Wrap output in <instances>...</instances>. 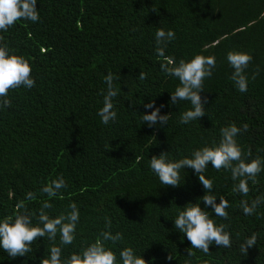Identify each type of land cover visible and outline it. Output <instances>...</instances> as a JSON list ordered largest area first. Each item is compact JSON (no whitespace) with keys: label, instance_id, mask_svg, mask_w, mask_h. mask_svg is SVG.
Returning <instances> with one entry per match:
<instances>
[{"label":"trees","instance_id":"1","mask_svg":"<svg viewBox=\"0 0 264 264\" xmlns=\"http://www.w3.org/2000/svg\"><path fill=\"white\" fill-rule=\"evenodd\" d=\"M37 11V22L20 20L0 31V44L28 61L35 80L31 89L10 91L11 106L0 110V219L14 216L20 201L38 215L47 200L52 207L45 211L52 218L66 215L74 202L80 215L72 244L62 245L57 234L55 241L38 238L24 256L12 258L0 248V264H40L52 246L61 247L63 261L106 230L123 235L115 245L106 242L117 264L125 247L148 264H264V204L252 215L240 207L241 200L264 197V170L258 183L249 180L244 196L232 191L236 182L230 171H217L209 163L203 174L213 181L212 194L217 203L220 196L229 203L228 219H223L200 199L206 190L193 169H182L181 184L171 187L161 185L149 166L153 155L165 152L176 161L218 144L220 129L232 123L249 125L236 137L246 159L264 161V0H37ZM159 28L175 32L165 49L175 63L195 55L215 57L200 93L207 102L199 120L179 123L192 106L169 103L179 81L161 71L164 58L155 50ZM229 51L253 57L246 69L247 92L229 79ZM140 71L146 79H138ZM108 73L118 91L113 98L117 117L105 125L98 111ZM150 101L161 115L169 114L166 125L142 123L143 113L153 110L144 107ZM61 176L67 187L60 194L49 198L40 192ZM28 192L36 198L27 200ZM188 203H199L217 226L227 225L230 248L212 244L207 254L191 249L186 235L174 227ZM253 233L257 244L246 255L240 244Z\"/></svg>","mask_w":264,"mask_h":264},{"label":"clouds","instance_id":"2","mask_svg":"<svg viewBox=\"0 0 264 264\" xmlns=\"http://www.w3.org/2000/svg\"><path fill=\"white\" fill-rule=\"evenodd\" d=\"M155 10V9H154ZM37 11V0H0V31L6 32L17 21L37 22L39 20ZM175 39V32L171 29L165 31L163 28L155 32L156 53L163 57L161 62V71L168 76L178 79L179 84L174 91H171L170 104H177L181 101H189L191 108L185 110L179 117V123L187 124L191 121L202 118L206 111L204 104L207 98L201 97L204 88V81L210 78L212 70L216 66L214 56L195 55L188 61L181 59L179 63L165 56V49L168 42ZM4 37L0 36V41ZM229 66L233 69L229 79L234 83L240 92H247L248 76L246 69L253 60L251 54L242 51H229L226 56ZM31 65L28 61L15 53L10 52L6 44H0V110L11 106V100L8 98L10 91L21 87L31 89L35 86ZM257 69L252 79L258 75ZM147 78V74L140 71L139 80ZM107 84L106 93L103 95V106L99 109L98 115L101 122L107 125L115 121L116 111L113 110V98L118 95V91L113 85L114 76L108 73L105 77ZM146 109H153L151 112L143 113L142 123H147L149 127L157 125L164 126L168 123L169 114H160V108L154 107V101L144 105ZM249 125L244 123L242 127H237L235 123L220 129L221 139L218 144L213 146H204L192 152L191 157H184L176 161H169L165 152L159 156L153 155L150 158V169L158 177L163 186L178 187L181 182L180 172L184 168H191L198 175L200 183L206 190L200 197L206 206H210L215 216L228 219L229 207L228 201L220 196L219 203L216 201V195L212 194L213 181L206 178L203 174L209 163L217 171L224 169L231 173V179L236 182L232 191L247 196L249 193V180L252 184L258 183L257 176L264 170V161L260 157L247 160L245 153L237 143V135L241 132H247ZM248 157L251 156V149L248 150ZM67 187L64 178L58 177L45 184L40 192L47 194L49 198L56 197L60 190ZM36 198L33 192L26 194L27 200ZM62 199L63 196L61 195ZM264 204V197H256L249 203L247 200L240 201V207L245 215H252L257 208ZM52 204L47 200L42 203L38 215L27 210L24 201L16 205L14 216H8L0 219V248H2L12 258L24 256L32 252V245L40 237L47 236L49 240L55 241L59 234L62 245H70L75 239L76 225L79 221V209L76 203L69 205L70 211L65 215L61 214L52 218L45 211L50 209ZM35 216L36 223H33ZM111 221L106 218V228L110 229ZM174 227L186 235L190 242L191 249L200 250L203 253H209V246L215 244L219 248H230L232 246L230 234L225 231L227 225H216L210 217L209 212L203 210L199 203H188L183 210L179 211L174 219ZM123 240V235L117 232L115 235L111 231H102L95 242L82 250L79 254H72L66 260H61V247L52 246L50 254L41 259L40 264H117L116 253L106 242L116 244ZM257 244V235L253 233L240 244V250L248 254V249ZM195 253L188 250V255ZM122 264H148L141 255H136L131 247L123 248L119 253ZM174 257L168 255L167 259Z\"/></svg>","mask_w":264,"mask_h":264}]
</instances>
